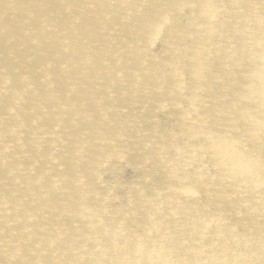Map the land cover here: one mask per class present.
Instances as JSON below:
<instances>
[{"label":"bare ground","instance_id":"1","mask_svg":"<svg viewBox=\"0 0 264 264\" xmlns=\"http://www.w3.org/2000/svg\"><path fill=\"white\" fill-rule=\"evenodd\" d=\"M0 264H264V0H0Z\"/></svg>","mask_w":264,"mask_h":264}]
</instances>
